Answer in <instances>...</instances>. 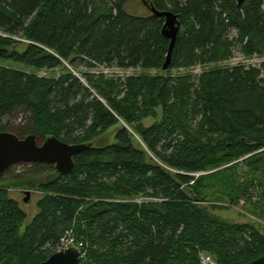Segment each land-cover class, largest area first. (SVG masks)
<instances>
[{
    "label": "trees",
    "instance_id": "16d2710c",
    "mask_svg": "<svg viewBox=\"0 0 264 264\" xmlns=\"http://www.w3.org/2000/svg\"><path fill=\"white\" fill-rule=\"evenodd\" d=\"M133 1L0 0V60L34 71L0 64V132H12V118L27 113L20 139L91 145L68 176L33 164L51 176L39 185V213L23 234L28 213L3 185L5 173L0 264H43L69 231L85 264L264 257L254 226L220 221L202 207L213 199L251 202L255 188L264 205V63L219 66L236 50L264 56V0H144L151 13L171 12L180 24L167 70L165 18L128 13ZM198 66L211 68L172 75ZM98 68L141 73L77 75ZM57 70L64 73H36ZM157 110L161 119L145 127ZM113 128L115 143L102 144Z\"/></svg>",
    "mask_w": 264,
    "mask_h": 264
},
{
    "label": "rangeland",
    "instance_id": "374dc122",
    "mask_svg": "<svg viewBox=\"0 0 264 264\" xmlns=\"http://www.w3.org/2000/svg\"><path fill=\"white\" fill-rule=\"evenodd\" d=\"M183 1V0H181ZM126 11L132 15L138 16V17H150L152 15L149 8L145 5L144 0H134L133 2L129 3L126 6ZM264 63V56L262 57H246L242 55L238 50L234 53V58L230 61L221 63L219 65L220 67H226V68H232L238 65H245V66H255V67H261ZM1 65H7V66H15L16 68H21V70L28 71L30 73H34L32 69H26L23 67H20L17 64L9 63V62H2L0 60ZM211 68V67H209ZM207 67H201L198 66L193 69L189 70H174L172 72V75L175 77L185 75V74H192V75H200L204 70H208ZM40 77H59L64 72L62 70H57L55 72L53 71H42V72H36ZM85 73H91V74H105L108 77L114 78V77H130L139 75L141 72L139 70L129 69V70H119V69H105V68H98L93 70H87V69H81L77 72L78 76H83ZM153 75L157 74L156 71L151 72ZM18 117L20 119L16 120L15 118H12L10 121L11 126V133H14L16 135H25L21 134V129L25 128V125L28 123L29 114L22 113ZM161 119V111L157 110V116L151 117L146 120H144V126L150 127L156 122H158ZM16 120V121H15ZM115 128L110 130V133L108 136L104 138L102 141V144H113L115 143L114 139V133ZM113 133V134H112ZM131 133L134 134V131L132 130ZM28 135V134H26ZM113 135V136H112ZM136 140L140 143L139 138L137 136ZM43 141L39 140V145H42ZM95 146L97 144H94ZM140 145H142L140 143ZM50 168H43L41 171H38L33 164H17L11 167L7 174L5 175V178L3 179L4 182L3 185L8 189L10 195L15 200L19 201L21 204V207L28 213V221L22 226L20 230V234H23L26 227L30 224L31 220L39 213L38 211V201L44 196V194L38 189L39 185L46 183L51 176V174H48ZM39 173H38V172ZM244 173L250 174L249 169L244 168ZM47 173V174H44ZM2 181V180H1ZM259 189L255 188L251 191L252 193V201L250 202L249 199H243L239 201L237 204L234 202H231L227 199V201H223L221 199H213L209 202L203 203L202 207L205 209L206 212H208L211 216L215 217L216 219L220 221H225L228 223H236V224H250L254 226L261 234L264 235V205L259 202V198L256 196V192ZM31 193L30 200L25 203L24 199L26 198V193ZM70 232V233H69ZM65 237L62 239L65 242H67L68 234L73 235L74 232L69 231ZM67 236V237H66ZM76 240V239H75ZM67 244V243H66ZM75 248V247H74ZM210 257L208 255H202L201 258ZM212 258V257H211ZM86 259H82L84 264L87 263ZM212 260L215 262V260L212 258ZM216 264V263H215Z\"/></svg>",
    "mask_w": 264,
    "mask_h": 264
},
{
    "label": "water",
    "instance_id": "95a60500",
    "mask_svg": "<svg viewBox=\"0 0 264 264\" xmlns=\"http://www.w3.org/2000/svg\"><path fill=\"white\" fill-rule=\"evenodd\" d=\"M237 1L242 6L246 0ZM152 13L159 18H165L163 35L170 40L169 54L163 66V70H167L171 64L180 24L177 16L171 12L161 13L153 9ZM2 55L3 51L0 49V56ZM90 147L91 145L86 144H67L55 137L47 138L39 145L35 135L20 139L14 133L0 132V182L11 167L21 163L51 164L59 175L68 176L75 170L74 157ZM30 198L31 193L27 192L24 202L27 203ZM43 264H80V251L78 248H71L57 252ZM249 264H264V257Z\"/></svg>",
    "mask_w": 264,
    "mask_h": 264
},
{
    "label": "built area",
    "instance_id": "2783aa9c",
    "mask_svg": "<svg viewBox=\"0 0 264 264\" xmlns=\"http://www.w3.org/2000/svg\"><path fill=\"white\" fill-rule=\"evenodd\" d=\"M74 247L79 249V251H80V263L84 264L83 261L81 262V260L85 258V254L82 252V244L77 243V241L75 240V237H73L72 233L68 234L67 242H65L64 240H61L58 251L59 252L60 251H66V250H69V249L74 248ZM201 261H202V264H215V262L212 260L211 257H206L204 259L201 258Z\"/></svg>",
    "mask_w": 264,
    "mask_h": 264
}]
</instances>
